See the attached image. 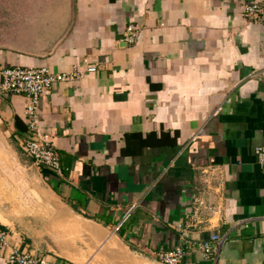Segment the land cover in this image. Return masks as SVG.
<instances>
[{
  "label": "crops",
  "instance_id": "obj_1",
  "mask_svg": "<svg viewBox=\"0 0 264 264\" xmlns=\"http://www.w3.org/2000/svg\"><path fill=\"white\" fill-rule=\"evenodd\" d=\"M251 1L0 0V70L99 63L42 98L62 174L24 147L27 96L0 94L12 245L48 264H100V250L106 264H164L162 248L217 234L211 263L190 247L188 264H264V24L243 15Z\"/></svg>",
  "mask_w": 264,
  "mask_h": 264
},
{
  "label": "built area",
  "instance_id": "obj_2",
  "mask_svg": "<svg viewBox=\"0 0 264 264\" xmlns=\"http://www.w3.org/2000/svg\"><path fill=\"white\" fill-rule=\"evenodd\" d=\"M243 15L252 22L264 24V0H253L243 7ZM141 34L139 24L130 23L124 32V40L127 43H135ZM86 68L82 70L80 64H76L69 72H55L49 66H12L0 70V94L17 93L24 94L28 98L26 116L29 135L24 141L27 152L41 166L62 174V163L60 155L52 146L51 136L41 129L39 107L43 96L48 93L55 83L65 82L81 78L86 73L96 72L99 63L96 59L90 61L84 58ZM258 163L264 171V144L255 149ZM128 212L121 223L116 227L119 230L123 223L130 217ZM223 239L214 234L209 240L195 242L184 238L182 242L169 248H162L158 252L159 260L164 264H188V250L203 251L206 259L211 263L212 254L217 252V243L221 244ZM0 251H7L6 259L8 264H48L46 257L36 253L28 252L25 249L14 246L10 241L9 232L0 226Z\"/></svg>",
  "mask_w": 264,
  "mask_h": 264
},
{
  "label": "rangeland",
  "instance_id": "obj_3",
  "mask_svg": "<svg viewBox=\"0 0 264 264\" xmlns=\"http://www.w3.org/2000/svg\"><path fill=\"white\" fill-rule=\"evenodd\" d=\"M99 259H100V264H106L107 261V256L106 255H102V250H100V255H99ZM117 259V257H116ZM120 259H123L122 257H120ZM121 262V261H120ZM119 262V263H120ZM160 262V261H159Z\"/></svg>",
  "mask_w": 264,
  "mask_h": 264
}]
</instances>
